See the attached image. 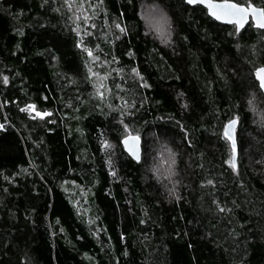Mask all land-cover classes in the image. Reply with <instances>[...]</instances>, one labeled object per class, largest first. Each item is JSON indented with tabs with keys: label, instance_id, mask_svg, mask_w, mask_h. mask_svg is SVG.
Here are the masks:
<instances>
[{
	"label": "trees",
	"instance_id": "trees-1",
	"mask_svg": "<svg viewBox=\"0 0 264 264\" xmlns=\"http://www.w3.org/2000/svg\"><path fill=\"white\" fill-rule=\"evenodd\" d=\"M69 3L0 0V264H264V31L185 0Z\"/></svg>",
	"mask_w": 264,
	"mask_h": 264
},
{
	"label": "snow or ice",
	"instance_id": "snow-or-ice-1",
	"mask_svg": "<svg viewBox=\"0 0 264 264\" xmlns=\"http://www.w3.org/2000/svg\"><path fill=\"white\" fill-rule=\"evenodd\" d=\"M185 3L188 5H204L211 17H213L217 21H227L228 23L233 24L234 31L237 33L240 32V30L244 27L249 17H251V20L254 21L255 27L264 29V7H257L254 3H252V0H247L246 3H239L236 2V0H185ZM65 4L71 9L72 5L69 3V0H65ZM85 23H87V20L85 21ZM91 27L94 28L95 25L92 24ZM115 27L121 32L126 31V29L121 27L119 23H116ZM84 34L91 35V33L87 31V29H85ZM77 46H81L80 42H78ZM85 51H87L88 56L92 57L93 60L99 59V57L93 56L91 49L85 47ZM89 72H91V69H89ZM132 72L139 75L137 69L135 68L132 69ZM94 75H99V73H94ZM255 75L260 83V88L264 89V66L257 67L255 69ZM3 82L5 84L8 83L7 76L3 77ZM100 87H104V85L101 84ZM98 94L100 96H103L102 92ZM21 111H34V119L37 117L43 119L45 116L51 115V113L47 111H37L35 105L32 104L26 105L25 108L21 109ZM237 120L238 118L234 117L233 119L229 120L228 123L224 126V136L227 137V139L231 142V156L228 161H225V163L230 165L233 172L237 171V142L234 137V130L237 124ZM121 123H123V121H121ZM0 127H3V125H0ZM124 127L127 130L128 126L126 124L124 125ZM138 141L139 136H133L131 133H128L123 138V144L129 150L131 155H133L137 160L139 159L137 150ZM105 144L107 145V141H105ZM204 183H206L207 185H213L214 181L212 179H208ZM212 202L216 205L218 212L224 213L229 211L226 206H222L215 199Z\"/></svg>",
	"mask_w": 264,
	"mask_h": 264
},
{
	"label": "rangeland",
	"instance_id": "rangeland-1",
	"mask_svg": "<svg viewBox=\"0 0 264 264\" xmlns=\"http://www.w3.org/2000/svg\"><path fill=\"white\" fill-rule=\"evenodd\" d=\"M258 2V1H256ZM158 14H162L161 11H157ZM81 15H84L86 19H89L90 18V15L88 14V11L86 8H82V6H77V5H74V8H73V16L75 18V20H77L78 18H80ZM152 35L157 39L159 40L163 45H166V44H172L173 43V40H174V37L171 33V31H169L168 28L166 29H156L155 31L153 30H150ZM128 128L127 130L125 129V132L128 133ZM127 135V134H125ZM109 145L110 147L113 146V144H111L109 142Z\"/></svg>",
	"mask_w": 264,
	"mask_h": 264
},
{
	"label": "water",
	"instance_id": "water-1",
	"mask_svg": "<svg viewBox=\"0 0 264 264\" xmlns=\"http://www.w3.org/2000/svg\"><path fill=\"white\" fill-rule=\"evenodd\" d=\"M255 5H256V4H255ZM190 6H197V5H190ZM200 6L204 7V8L206 9V11H207L208 16L211 17L210 14H209V12H208V10H207V8H206L204 5H200ZM256 6H257V7H261V6H258V5H256ZM211 18L214 19L213 17H211ZM214 20H215V19H214ZM215 21H217V20H215ZM217 22H218V23H221V24H224V25L234 26L233 24L228 23L227 21H217ZM250 23H252V25H253L254 28H256V29H258V30H261V31H264V29H259V28H257V27L254 26V21L251 20V17H249L248 21L245 23L244 27H243L241 30L245 29ZM241 30H240V31H241ZM263 40H264V37H263ZM254 76H255V79L258 81V79L256 78V75H255V71H254ZM258 84H259V87H260V83H259V81H258ZM260 89H261V88H260ZM261 91H262L263 94H264V89H261ZM237 125H238V120H237V124H236V126H235V130H234V137H235V133H236ZM133 136H137V134H133ZM138 136H139V135H138ZM123 138H124V137H123ZM123 138L121 139V145H122L124 151L127 153V155H128L131 159H133V160L136 161V162H139V161L141 160V158H142V153H143V150H142V144H141V143H142V139H141V137L139 136V141H138V143H137V150H138V154H139V159H138V160H137L133 155H131V153L129 152V150L125 147V145L123 144ZM235 139H236V137H235Z\"/></svg>",
	"mask_w": 264,
	"mask_h": 264
}]
</instances>
